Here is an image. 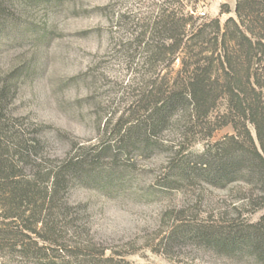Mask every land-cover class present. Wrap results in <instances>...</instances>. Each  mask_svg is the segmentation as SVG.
<instances>
[{
	"label": "rangeland",
	"instance_id": "obj_1",
	"mask_svg": "<svg viewBox=\"0 0 264 264\" xmlns=\"http://www.w3.org/2000/svg\"><path fill=\"white\" fill-rule=\"evenodd\" d=\"M156 3L15 1L0 24V89L7 88L5 131L29 143L40 141L24 173L32 175L35 165L45 173L76 145L100 141L107 118L127 105L129 95L122 91L139 67L136 45L129 42ZM224 4L230 13L221 12ZM235 4L200 0L196 14L224 23L235 16ZM179 66L176 60L171 69ZM231 133V126L222 128L213 141ZM173 139L166 133L154 149L106 152L81 168L61 194L62 207L53 212L64 251L23 231L22 221L5 218L0 191V264H264V254L251 246H220L216 231L209 240L193 232L201 225L220 230L232 221L243 227L258 221L264 210L255 212L246 203L244 180L220 187L192 175L177 181L181 175L168 163Z\"/></svg>",
	"mask_w": 264,
	"mask_h": 264
},
{
	"label": "trees",
	"instance_id": "obj_2",
	"mask_svg": "<svg viewBox=\"0 0 264 264\" xmlns=\"http://www.w3.org/2000/svg\"><path fill=\"white\" fill-rule=\"evenodd\" d=\"M15 1L0 0V24ZM156 1V9L142 17L129 42L136 45L133 58L139 56V67L122 91L129 95L126 107L107 118L99 142L76 145L71 155L45 173L38 165L32 175L24 173V164L32 162L27 158L40 141L29 143L21 134L5 131L7 88L0 89L4 217L22 221L23 231L35 232L59 250L67 247L57 237L53 212L62 207L61 194L81 168L106 152L154 149L166 133L174 134L168 163L181 175L177 181L194 176L220 187L241 179L247 183L246 203L255 212L264 210V0H236L235 16L224 23L219 17L197 15L200 0ZM221 12L230 13L231 8L224 4ZM176 60L180 66L172 70ZM138 79L139 88L131 94ZM227 126L233 133L213 141L216 132ZM11 140L18 149L14 153ZM200 142L204 148L194 150ZM193 232L201 240H209L215 232L220 246L246 244L264 254V215L243 227L232 221L220 230L201 225Z\"/></svg>",
	"mask_w": 264,
	"mask_h": 264
},
{
	"label": "built area",
	"instance_id": "obj_3",
	"mask_svg": "<svg viewBox=\"0 0 264 264\" xmlns=\"http://www.w3.org/2000/svg\"><path fill=\"white\" fill-rule=\"evenodd\" d=\"M200 14H201V15H205V12H204V11H201Z\"/></svg>",
	"mask_w": 264,
	"mask_h": 264
}]
</instances>
